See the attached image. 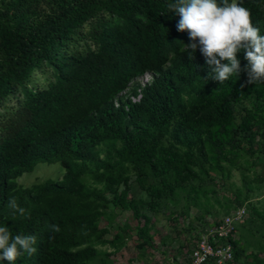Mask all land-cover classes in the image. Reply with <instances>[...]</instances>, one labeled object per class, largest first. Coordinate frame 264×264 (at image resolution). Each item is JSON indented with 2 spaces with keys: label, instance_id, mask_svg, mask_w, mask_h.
I'll return each instance as SVG.
<instances>
[{
  "label": "trees",
  "instance_id": "trees-1",
  "mask_svg": "<svg viewBox=\"0 0 264 264\" xmlns=\"http://www.w3.org/2000/svg\"><path fill=\"white\" fill-rule=\"evenodd\" d=\"M171 2L0 0V225L37 237L15 264H116L133 234L149 264L162 209L203 220L243 206L228 264H264V83H247L243 51L238 77L211 79ZM242 2L264 35V0ZM40 163L61 164L63 182L20 186ZM118 210L136 226L113 228Z\"/></svg>",
  "mask_w": 264,
  "mask_h": 264
},
{
  "label": "clouds",
  "instance_id": "clouds-1",
  "mask_svg": "<svg viewBox=\"0 0 264 264\" xmlns=\"http://www.w3.org/2000/svg\"><path fill=\"white\" fill-rule=\"evenodd\" d=\"M180 19L177 31H187L191 43L187 48L195 53L199 49L208 65L209 77L220 84L238 77L241 61L238 53L243 51L247 65L248 84L264 83V35L254 24L250 9L242 0H173L168 5ZM226 61V62H225ZM6 207L13 215H26V209L10 197ZM50 231H61L58 225H51ZM37 237L32 234H16L10 228L0 225V260L15 264L19 257L36 253Z\"/></svg>",
  "mask_w": 264,
  "mask_h": 264
},
{
  "label": "rangeland",
  "instance_id": "rangeland-1",
  "mask_svg": "<svg viewBox=\"0 0 264 264\" xmlns=\"http://www.w3.org/2000/svg\"><path fill=\"white\" fill-rule=\"evenodd\" d=\"M151 79V75L147 74L144 77L139 78L137 81L143 85L151 81ZM41 84H43V78L39 72H36L30 86L37 87ZM133 100H135V98H133ZM14 104L15 99H11L6 103V106L10 107L14 106ZM65 173V169L59 163H40L33 172L24 174L18 180V183L23 187H31L35 183L43 181L63 182ZM89 186L94 192H102V189L99 186L93 184H90ZM215 208L216 210L220 209L218 206H215ZM173 211L174 209L172 207H170L169 210L162 209L158 217L154 218L156 231L158 230L155 234V243L160 250L147 257L149 264H187L190 259L191 251L195 248L199 238H201L208 230L210 224L221 220L225 216L222 213H220L218 217L207 215L202 220L200 219L203 214L202 211L195 207H191L190 209L183 211L185 216H178V219H168L169 214ZM106 218L108 217L106 216ZM114 220L115 222L112 224L113 228L118 225L134 228L137 224L132 217V213L129 211H116ZM102 224H107V220L103 221ZM111 231L112 233L108 238H112L115 234V230ZM239 236L240 231L238 232L237 238ZM163 237L170 238L169 240L166 239L167 244L163 245L161 242V238ZM136 242L137 236L133 234V239L128 242L127 247L114 255L110 260L116 262V264H145L146 260L143 262V260L136 259L138 255L135 249ZM165 249L166 252L163 253L162 251ZM145 257L146 256L144 255V258ZM131 260H133V263H131Z\"/></svg>",
  "mask_w": 264,
  "mask_h": 264
},
{
  "label": "built area",
  "instance_id": "built-area-1",
  "mask_svg": "<svg viewBox=\"0 0 264 264\" xmlns=\"http://www.w3.org/2000/svg\"><path fill=\"white\" fill-rule=\"evenodd\" d=\"M248 219L246 206L240 207L214 222L198 240L190 255V264H228L234 260L233 243L237 240L238 229Z\"/></svg>",
  "mask_w": 264,
  "mask_h": 264
}]
</instances>
